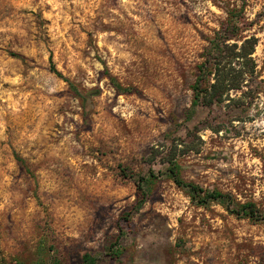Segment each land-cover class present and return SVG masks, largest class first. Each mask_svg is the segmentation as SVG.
Returning <instances> with one entry per match:
<instances>
[{"label": "rangeland", "instance_id": "obj_1", "mask_svg": "<svg viewBox=\"0 0 264 264\" xmlns=\"http://www.w3.org/2000/svg\"><path fill=\"white\" fill-rule=\"evenodd\" d=\"M232 21L264 80V0H0V264H264V219L170 170L264 212V93L192 105Z\"/></svg>", "mask_w": 264, "mask_h": 264}, {"label": "trees", "instance_id": "obj_2", "mask_svg": "<svg viewBox=\"0 0 264 264\" xmlns=\"http://www.w3.org/2000/svg\"><path fill=\"white\" fill-rule=\"evenodd\" d=\"M232 17L237 15L234 8L228 9ZM238 23L232 21L225 27L217 30L209 40L201 53V60L197 63V75L192 84L193 99L192 105L212 107L223 105L228 109L250 108L264 93V80L261 78V70L255 52L259 43L258 37L248 35L242 38L237 37ZM18 56V55H17ZM50 69L58 77L67 81L71 89L81 95L77 86L57 69L50 57ZM214 132H220L219 125H207ZM17 160L25 165V160L16 154ZM26 166V165H25ZM171 172L177 184L186 188L194 202L204 205L212 200H226L227 209L237 215H244L252 220L264 219V212H261L255 201L240 202L231 194L219 189H208L193 182H186L179 177L175 163L171 165ZM143 177L137 179L138 189L144 194ZM143 200L137 202L141 205ZM112 254L119 256V248L113 243ZM85 264H95V259L90 253L83 255Z\"/></svg>", "mask_w": 264, "mask_h": 264}]
</instances>
